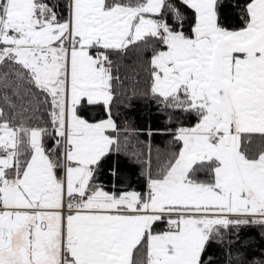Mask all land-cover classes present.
<instances>
[{
	"label": "snow or ice",
	"instance_id": "1",
	"mask_svg": "<svg viewBox=\"0 0 264 264\" xmlns=\"http://www.w3.org/2000/svg\"><path fill=\"white\" fill-rule=\"evenodd\" d=\"M0 264H264V0H0Z\"/></svg>",
	"mask_w": 264,
	"mask_h": 264
},
{
	"label": "trees",
	"instance_id": "2",
	"mask_svg": "<svg viewBox=\"0 0 264 264\" xmlns=\"http://www.w3.org/2000/svg\"><path fill=\"white\" fill-rule=\"evenodd\" d=\"M134 58V54H130V59ZM130 76H132V73H129ZM128 84L131 86L133 84V81L129 79ZM139 104V107L134 108L133 110L129 111L127 113L128 118L132 121H135L137 125L143 126L146 122L149 121V119H155V116L153 113H151L144 105L143 102H137ZM156 143L163 147L165 145V141L163 139L157 138Z\"/></svg>",
	"mask_w": 264,
	"mask_h": 264
}]
</instances>
